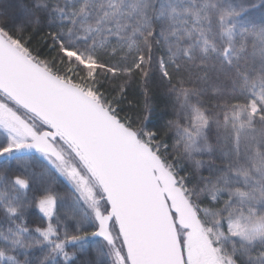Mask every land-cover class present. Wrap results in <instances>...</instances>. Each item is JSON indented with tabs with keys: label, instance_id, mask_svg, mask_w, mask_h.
<instances>
[{
	"label": "snow or ice",
	"instance_id": "1",
	"mask_svg": "<svg viewBox=\"0 0 264 264\" xmlns=\"http://www.w3.org/2000/svg\"><path fill=\"white\" fill-rule=\"evenodd\" d=\"M0 264H264V0H0Z\"/></svg>",
	"mask_w": 264,
	"mask_h": 264
},
{
	"label": "trees",
	"instance_id": "2",
	"mask_svg": "<svg viewBox=\"0 0 264 264\" xmlns=\"http://www.w3.org/2000/svg\"><path fill=\"white\" fill-rule=\"evenodd\" d=\"M9 2H13V0H9ZM129 100L132 101L133 104H137L140 103L142 104L143 102V97L140 95V90L137 84H133L129 90ZM157 106L159 107V101H154ZM153 123H155V121H153ZM149 127H152V123L149 124ZM37 214H38V210H37Z\"/></svg>",
	"mask_w": 264,
	"mask_h": 264
}]
</instances>
